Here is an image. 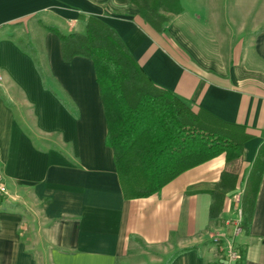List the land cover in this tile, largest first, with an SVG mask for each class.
<instances>
[{"label": "crops", "instance_id": "obj_1", "mask_svg": "<svg viewBox=\"0 0 264 264\" xmlns=\"http://www.w3.org/2000/svg\"><path fill=\"white\" fill-rule=\"evenodd\" d=\"M233 1L227 15L228 0H181L158 33L127 0H0V264H221L230 241L236 264H264V169L235 234L264 145V0ZM89 16L117 31L155 84L245 126L253 138L241 161L222 155L154 196L125 199L94 63L65 62L46 28L83 31ZM38 21L42 42L28 50L18 30L31 34ZM226 172L238 179L212 218Z\"/></svg>", "mask_w": 264, "mask_h": 264}, {"label": "trees", "instance_id": "obj_2", "mask_svg": "<svg viewBox=\"0 0 264 264\" xmlns=\"http://www.w3.org/2000/svg\"><path fill=\"white\" fill-rule=\"evenodd\" d=\"M156 32L163 33L170 16L181 12V0H127ZM83 31L62 33L63 58L93 61L108 123L107 146L114 153L123 195L127 200L154 196L183 173L225 155L228 165L241 161L244 145L253 138L245 126L226 123L203 109L193 110L173 92L155 84L128 46L104 20L89 16ZM264 169L261 147L250 187L244 194L245 228L252 215ZM238 174L226 172L211 192L212 218L222 211ZM173 259L170 261L172 262Z\"/></svg>", "mask_w": 264, "mask_h": 264}, {"label": "rangeland", "instance_id": "obj_3", "mask_svg": "<svg viewBox=\"0 0 264 264\" xmlns=\"http://www.w3.org/2000/svg\"><path fill=\"white\" fill-rule=\"evenodd\" d=\"M230 3H228L227 5H226V7H227V10H225L226 11V14L228 15H230L232 12H233V8H234V1L233 0H228ZM45 20V22L47 23V24H49L50 23V21H48V19H44ZM23 28L24 27H20L19 28V30H18V34H17V39L18 40H20L21 42H22V44L28 49V50H30L29 48V46H27V43H28V41L29 40H31V41H33V43H35V45L36 44H40L42 41L40 40V38H42L41 37V35H35V33H39V32H41V29H43L44 30V28H43V26H42V24H40V21H38V22H35L34 24H32V25H30L29 26V29H31V34H29V33H25L24 32V30H23ZM37 33V34H38ZM211 45V44H210ZM235 244V246H236V248L238 249V247H237V244L236 243H234ZM238 251H239V249H238Z\"/></svg>", "mask_w": 264, "mask_h": 264}, {"label": "built area", "instance_id": "obj_4", "mask_svg": "<svg viewBox=\"0 0 264 264\" xmlns=\"http://www.w3.org/2000/svg\"><path fill=\"white\" fill-rule=\"evenodd\" d=\"M3 81V77L0 76V82ZM3 169H2V164L0 162V194H4L5 193V185H4V179H3ZM242 213L240 212V220L236 225L235 228V234L239 235L242 232V228H241V221H242ZM241 258V254L238 251V249L236 248L235 244L230 241L227 242L226 245V259L224 262H222L221 264H236L240 261Z\"/></svg>", "mask_w": 264, "mask_h": 264}]
</instances>
